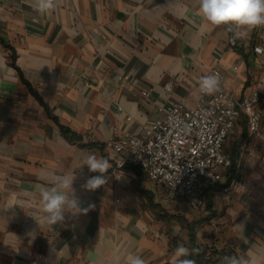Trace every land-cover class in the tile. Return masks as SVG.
Segmentation results:
<instances>
[{
    "label": "crops",
    "instance_id": "0c3cea01",
    "mask_svg": "<svg viewBox=\"0 0 264 264\" xmlns=\"http://www.w3.org/2000/svg\"><path fill=\"white\" fill-rule=\"evenodd\" d=\"M31 5L0 0V264H120L129 252L170 264L181 243L178 230L166 231L162 189L127 166L89 191L83 185L99 173L80 164L94 153L110 172L114 136H141L161 109L193 106L198 81L215 72V94L258 93L261 137L238 118L224 150L241 169L207 191L202 208L173 202L198 223L210 264L250 248L264 264V27L233 39L196 14V0H60L43 16ZM65 173L75 175L81 208L93 207L50 226L39 187Z\"/></svg>",
    "mask_w": 264,
    "mask_h": 264
},
{
    "label": "built area",
    "instance_id": "2783aa9c",
    "mask_svg": "<svg viewBox=\"0 0 264 264\" xmlns=\"http://www.w3.org/2000/svg\"><path fill=\"white\" fill-rule=\"evenodd\" d=\"M142 96L148 97L149 90H143ZM258 104L257 92L239 99L219 92L199 96L193 106L175 104L161 109L162 119L141 136L120 133L106 144L114 163L106 184L130 166L163 189L167 200L202 208L207 191L216 190L225 174L241 169L224 150L238 118L245 116L249 132L261 137Z\"/></svg>",
    "mask_w": 264,
    "mask_h": 264
},
{
    "label": "clouds",
    "instance_id": "9594fccd",
    "mask_svg": "<svg viewBox=\"0 0 264 264\" xmlns=\"http://www.w3.org/2000/svg\"><path fill=\"white\" fill-rule=\"evenodd\" d=\"M196 3V14L203 21L212 27H225L233 34V39L264 27V0H196ZM59 4L60 0H32L31 7L38 16H43L51 15ZM221 86L222 78L219 73L203 76L198 81V94L213 95L220 91ZM83 166H87L89 172L99 173L86 180L83 185L86 190L94 191L107 183L106 174L111 168L107 158L89 153L81 161L80 167ZM74 179L75 175L65 173L56 176L51 187H39L40 208L48 225L62 223L66 212L86 214L93 207L90 204L87 208H81L72 188ZM199 253V248L177 246L173 250L170 264H196L195 259L189 257ZM120 264H146V260L138 253L129 252L122 257ZM223 264H261V258L250 248L242 255L225 256Z\"/></svg>",
    "mask_w": 264,
    "mask_h": 264
},
{
    "label": "rangeland",
    "instance_id": "374dc122",
    "mask_svg": "<svg viewBox=\"0 0 264 264\" xmlns=\"http://www.w3.org/2000/svg\"><path fill=\"white\" fill-rule=\"evenodd\" d=\"M157 199L162 202L164 206V215L166 221V231L170 232L171 228L178 230V239L181 245L190 248L188 241V232L184 221L186 220L184 214H188L190 210L186 207H179L173 201H169L165 198L164 190H157ZM185 209L184 211H182ZM184 215V216H183ZM178 218V219H177ZM187 221V220H186ZM194 223V222H193ZM191 223V224H193ZM198 224V223H197ZM196 229V228H195ZM187 234V235H186ZM213 254V250H211Z\"/></svg>",
    "mask_w": 264,
    "mask_h": 264
},
{
    "label": "trees",
    "instance_id": "16d2710c",
    "mask_svg": "<svg viewBox=\"0 0 264 264\" xmlns=\"http://www.w3.org/2000/svg\"><path fill=\"white\" fill-rule=\"evenodd\" d=\"M61 132L68 136V138L71 141H76L79 142L81 141V137L72 133L70 130H67L63 127L60 128ZM88 147L91 146L90 144L87 145ZM211 191V190H208ZM213 191V190H212ZM185 225H186V229L188 231V241H189V245H190V249L191 248H199L200 249V253L197 256H192L189 258L195 259L196 264H210L212 262V259L210 258V260L207 259L208 256V250L206 248H202L198 243H197V238H196V225L197 223H193L190 224L188 221H184ZM213 254H217V252H214Z\"/></svg>",
    "mask_w": 264,
    "mask_h": 264
}]
</instances>
